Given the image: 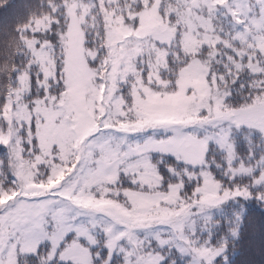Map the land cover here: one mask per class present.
I'll use <instances>...</instances> for the list:
<instances>
[{"label":"snow or ice","instance_id":"snow-or-ice-1","mask_svg":"<svg viewBox=\"0 0 264 264\" xmlns=\"http://www.w3.org/2000/svg\"><path fill=\"white\" fill-rule=\"evenodd\" d=\"M0 264H264V0L6 16Z\"/></svg>","mask_w":264,"mask_h":264},{"label":"trees","instance_id":"trees-1","mask_svg":"<svg viewBox=\"0 0 264 264\" xmlns=\"http://www.w3.org/2000/svg\"><path fill=\"white\" fill-rule=\"evenodd\" d=\"M27 0H8V4L11 5L12 7L9 8L8 12L5 13L3 8H0V22H2L5 17H11L14 14L18 12L20 7L25 4ZM250 222L252 224V227L248 229L246 232V240H245V245H249L251 243V240L248 239V237L251 236H256L258 238L259 236V229H260V222H261V217L259 212H253L251 217H250ZM257 260L259 259V253L257 252L256 256Z\"/></svg>","mask_w":264,"mask_h":264}]
</instances>
